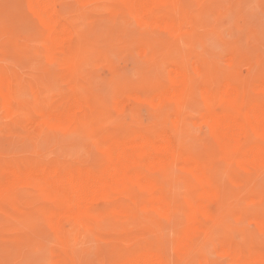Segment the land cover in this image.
I'll use <instances>...</instances> for the list:
<instances>
[{"label":"bare ground","instance_id":"6f19581e","mask_svg":"<svg viewBox=\"0 0 264 264\" xmlns=\"http://www.w3.org/2000/svg\"><path fill=\"white\" fill-rule=\"evenodd\" d=\"M89 1H75L78 9L83 7L81 14L68 4L75 16L67 5L71 14L62 9L64 0L24 1L28 13L23 9V19L29 14L31 18L27 19L36 24L40 35L36 48L18 42L20 33L15 23L10 24L12 29L6 23L3 24L8 29L4 25L0 29V40L6 38L2 44L0 41V51H5L0 60L9 61L4 56L11 50L13 56L41 55L48 66L55 68L58 81L65 86L58 92L59 98L49 102L40 92L37 79H32L30 86L37 91L39 102L34 108L22 95L27 86L25 77L15 69L8 70L9 65L8 69L0 67V134L25 139L35 136L37 130L62 137L91 136L97 149L91 146L90 153L91 149L98 152L93 161L91 154L85 161H67L68 157L63 161L47 160L38 156L37 151L32 157L28 153L30 158L0 153V215L12 217L21 225L41 222L50 230L55 246L49 245L48 264H80L78 247L82 249L80 244L90 236L110 246L108 264H211L209 258H195V251L211 238L214 229L241 214L237 204L241 194L253 192L264 172V73L251 81L235 73L223 75L214 63L188 66L173 62L147 86L136 88L137 83H133L134 88L118 91L110 102L87 83L86 68L97 60L101 38L94 31L99 17L90 13L86 6ZM111 5L112 22L123 21L127 27L136 24L138 44L152 55L167 39H176L182 21L187 18L185 0H111ZM93 9L96 10L94 6ZM191 109H197V124L209 135L203 148L194 147L191 141V134L196 131L186 121ZM142 110L150 117L147 123L140 118ZM109 116L119 124L109 126ZM255 216L264 218L260 213ZM167 222L176 228L171 226L168 230ZM163 228L167 237L176 234L174 249L170 247L175 250L174 260L169 257L173 250L166 251L167 242L165 249L161 245L164 240L161 243L158 235ZM24 235L17 236L15 241L26 242ZM220 235L215 234L217 239ZM221 246L229 264H264V250L260 248H245L228 239Z\"/></svg>","mask_w":264,"mask_h":264},{"label":"rangeland","instance_id":"374dc122","mask_svg":"<svg viewBox=\"0 0 264 264\" xmlns=\"http://www.w3.org/2000/svg\"><path fill=\"white\" fill-rule=\"evenodd\" d=\"M24 1L26 0H0V23H1L0 29L3 28L2 25H4L5 23L7 24V26H9V29H10L11 28L10 26L15 23L14 24L15 28H17L18 32L20 33V35H18L20 38L17 37L18 39H20L18 40V42L28 43L30 47L36 48L38 44L40 45L39 43L40 35L38 32V29H36L37 27L36 24L32 23L29 19H27V18H31L29 14L27 18H26L27 14H24V17L27 20L23 19V12H22L23 9L26 13H28V11H26V7L24 4L26 2ZM66 1H67V4H66ZM75 1L77 0H74V1L64 0V7H62V9L67 14H71L70 10H72L73 11L72 13L74 14V16H75L74 9L76 12L77 10H79L78 13L81 14L83 7L78 9L79 4L76 3ZM91 1L92 0H90L86 6L89 8L90 13H92L93 15H96V17H99V20L95 27L96 29H94V31L95 32L97 31V33L100 35L101 38L97 46L98 55L95 56L97 60H93L94 62L92 61V63H89L90 65L89 64L87 65L89 68H86L87 69L86 77L88 81L87 83L89 84L91 90L103 96L105 99H108L110 102L116 96L115 95L116 93H119L123 90L134 88L135 83H137L136 88H143L147 86L151 82V80L155 77V75L160 76L161 74H163L165 70L170 68L173 62L174 63H184V64H187L188 66L190 65L192 66L194 64H203L207 62L214 63L219 67V70L223 75H227V74L234 75L235 73V75L239 76L240 78L251 80V81L256 79L258 76L264 73V69H263V66H264V12H263L264 11V0H240V1L239 0H229V1L228 0H185L187 4V8H186L187 18L184 21H182L181 30L179 34L176 36V39L174 37L169 38L170 40L167 39L165 41L164 46L159 47L157 50L158 52L156 51L155 55L150 54L149 52L144 50L142 46H140V44H138L140 40V35L138 31L139 29L136 27V24L134 26H132L133 25L132 24L127 27L126 25H124L123 21H118L119 25L117 24V22L116 24H114L115 22H112L111 15H110L111 6H112L111 0L110 1L109 0H93L94 3ZM68 4H70L71 7H73L74 9L68 6ZM65 5L70 7V10L69 8L67 9ZM92 5L96 8L97 11L93 9ZM104 8L105 10H103ZM91 10H95V13L92 12ZM19 14H20V17H19ZM100 17H103V18L101 19ZM13 20L15 22H13ZM120 22L121 23L123 22V23L121 24ZM230 22L233 23L232 26ZM7 26L4 25V28L8 29ZM83 26L85 25L83 24ZM118 26H120V28L122 29H120ZM115 27H118V28H115ZM132 27H135L137 30ZM128 29L130 33H127ZM31 30L34 31V33ZM123 32H125V35ZM21 34H23L24 36ZM36 34L38 37L36 36ZM121 35H122V38H121ZM31 36L33 38L32 40H31ZM116 36L117 37L119 36L120 39L117 40L116 38H114ZM4 39L6 38L4 37ZM4 39L0 40L1 44ZM30 41H32V43ZM4 42L6 43V40ZM10 47H12V49H15L12 44ZM37 48H40V47H37ZM142 49L144 51H142ZM8 50H11V49L9 48ZM2 52L4 55L5 51H0V59L2 57L1 56ZM10 52L12 53V50L7 52L8 54L6 53L4 56V58L7 57V59L8 60L10 59V60L7 61L5 59V62L4 60L3 61L0 60V67L5 66V68L8 69V67L11 66L9 67L8 70L12 71L13 69H15L13 71L18 72L25 77L27 86L25 87V89H23L22 95H23L24 100L26 98L25 101L29 106L34 107V108L39 106V102L37 98L38 93L32 86H30L32 85L31 83L32 79H37L38 83L40 84L39 85L40 92L44 94V97L47 98L49 102L55 101L59 98L58 92L61 91L63 88H65V86L63 85V83L58 81L56 77L57 71L55 70V68H51L50 66H48V63L42 58L41 55H35V56L29 55V54L20 55L16 53L15 56H13L12 54H14V51L12 54H10ZM146 52H147V55H146ZM124 53L126 56L123 55ZM16 55L18 57L17 58L18 60L16 59ZM102 55H104L103 56L104 58L102 57ZM174 55L177 57H175ZM233 55L235 57H233ZM165 57H167V61H165L166 59ZM232 58L236 60L232 61L231 60ZM3 62L5 65L3 64ZM164 62H166L167 64ZM150 67H151V70H150ZM134 70L136 71L134 72ZM138 72L140 73L138 74ZM145 78L147 79V81ZM43 79H45L46 82H44ZM125 82H127L128 84ZM195 106H196L195 108H197V105ZM191 110H193V112H191ZM191 110H190L191 113L189 112L187 114V119H186V121L188 120L187 125L192 127L191 130L194 131L195 129L197 131V132L192 131L193 133L191 134L192 135L191 141L193 140V144L195 143L194 147H196L197 145L198 148H203L208 143L207 136L209 135L207 133V130L204 127L202 126L200 127L197 124L198 122L197 120L198 112L196 111L197 109H195V111L194 109H191ZM146 113L144 110H142L141 114H139L140 116H142V117L140 116L139 117L142 118L144 123H147L150 119L148 114L146 116ZM193 113H196L197 115L195 114L193 116ZM191 115L193 117H191ZM107 118L109 119V122L112 120V122L110 123H113L111 125L108 122L109 126H116L119 124L118 120L116 121L117 124H114L115 121L113 120L114 119L116 120V118H111L110 116ZM107 118L105 120V123L107 121ZM195 132L196 134H194ZM50 133L51 132L43 134L35 130L34 134L37 138L33 136L30 138H25V139H21L18 137H12V135L10 134L8 135L7 133L0 134V153L6 156L9 155L10 157H13V156L17 157V155H19V157L23 156L24 158H30L29 157L30 155L28 153L32 154L31 157L35 156L37 153L38 156H41L45 159L47 158V160H56L58 158L57 160L63 159V161H65L67 157H68L67 161H71L69 159L75 160V159H81V158L82 160L85 161L87 159H90V156H91V159H90L91 161L97 158L98 156V154L96 155L97 148L94 143L95 141L93 140V138H91V136L89 137L88 136H75L71 134L69 136L64 135L65 137H62L63 135L60 133L62 135V136L60 135L61 136L60 137L58 134L56 135L55 133H51V134ZM38 136H40L39 139H38ZM43 137L45 138V141L42 142V140H44ZM44 142H46V144ZM91 146L92 147L95 146L94 148H96L94 149L95 151L91 149L92 154L90 153V148H92ZM263 185H264V172L259 175V178L256 181V184H254L253 192H250L248 194H241V197L239 198L238 203H237L239 210L241 211V214L233 218L229 217V219L232 218L230 220L231 222H228L229 220L227 219L228 221H226L223 225L219 226L217 229H214L213 232L211 233L212 236L210 235L211 238L208 239L206 242H204V244L201 245L195 251L194 253L195 258L197 259L201 257L209 258L208 260L210 261L211 264H225V263L229 264V261L227 257L225 256V253L223 252L224 251L223 247L221 246V242L227 239L232 241L233 243L240 244L245 248L255 247V248H260L264 250V228H263L264 224H262V222H264V218L257 219V217L255 216V213H260L264 215V186ZM239 191H241V189H239ZM259 193L260 195H258ZM258 198L260 199L259 201H258ZM245 200H247L246 201L247 204ZM250 200H253V202ZM235 221L236 222L238 221V223L239 222L240 223L239 224L234 223ZM36 222L32 221V223L31 222H28L26 224L22 223L23 225H21L19 222L13 220L12 217H8L6 215H0V244L4 247L0 249V264H48L50 260V250H51V247L55 246L54 245L55 240H54L53 234L50 232L48 228L44 227L43 223L37 222V224H35ZM167 223L165 224L167 225L168 230L171 226L175 227L173 224L171 225ZM28 224L29 226L30 225L31 226L29 227ZM165 224H164V228H166ZM37 226L38 228H36ZM28 227L30 229H28ZM42 227H44L45 230ZM164 228L161 234L159 235L158 233L156 234L160 236L159 239H161V243L164 240L163 244H161L163 245L164 249H165V245L167 242L166 247L167 246L168 247L166 248V251L168 249L167 252H169L170 251L169 249L171 248L174 249V239L176 237V234L174 233H176V229H175L176 227L174 228V230H172L173 234L175 235V236L173 235L174 237L171 236V233H170L171 230L169 232L167 231L168 234L170 233L169 236H171V238L169 239H168L169 236L167 237ZM24 231L25 232L27 231V232L25 233ZM220 231L223 232L224 234L222 235L221 233L220 235ZM262 231L263 233H261ZM231 232L232 233L234 232L233 234H235L236 236L235 235L232 236ZM24 234H27V235H24ZM215 234H217V236L220 235V237L222 236V238L218 237L217 239V236H215ZM20 235H24L23 237L25 238L26 242L30 241L29 243H27V247L25 244L26 242L19 244L15 241L16 237ZM34 235H36V238ZM37 235H38V239H37ZM39 235H41L42 237H40ZM46 236L47 237L49 236V237L47 238ZM155 237L158 238L157 236ZM88 239L89 237H87V240L85 239L86 241L83 240V242L80 244L82 245V249H81V246L78 247L80 249H78L77 252L81 253L78 255L76 254L78 257H80L81 255V258L80 259L78 258L79 263L81 262L80 264H91V263L98 264L101 262L103 264L104 263L108 264L109 254L111 250L110 246L104 242L101 244L102 241L99 242L93 236H90V239L89 240ZM33 241H35V244L32 243ZM47 241L49 242V244ZM30 243L33 245H31ZM208 244H211V245H208ZM28 245L33 246V247H30L31 250H28L29 248ZM43 249H44V252L46 253L41 251ZM173 249H171V251ZM35 250L36 251L40 250V252H36ZM207 251L209 252V254ZM174 252L175 250L172 251V254L169 255V257L173 256ZM100 255H101V258L99 259L98 257H100ZM172 260H174V256Z\"/></svg>","mask_w":264,"mask_h":264}]
</instances>
